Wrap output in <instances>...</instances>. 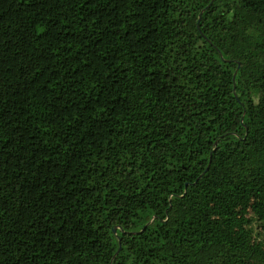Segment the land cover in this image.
I'll return each mask as SVG.
<instances>
[{
	"label": "trees",
	"instance_id": "16d2710c",
	"mask_svg": "<svg viewBox=\"0 0 264 264\" xmlns=\"http://www.w3.org/2000/svg\"><path fill=\"white\" fill-rule=\"evenodd\" d=\"M0 264H264V0H0Z\"/></svg>",
	"mask_w": 264,
	"mask_h": 264
},
{
	"label": "water",
	"instance_id": "95a60500",
	"mask_svg": "<svg viewBox=\"0 0 264 264\" xmlns=\"http://www.w3.org/2000/svg\"><path fill=\"white\" fill-rule=\"evenodd\" d=\"M199 18H200V15H199V17H198V20H199ZM233 79H234V75H233ZM113 232L115 233V229H113ZM119 243V245H118V250H119V248H120V242H118ZM118 250H117V252H118ZM116 252V253H117Z\"/></svg>",
	"mask_w": 264,
	"mask_h": 264
}]
</instances>
